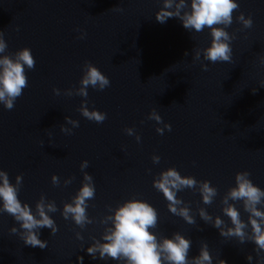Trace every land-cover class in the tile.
I'll list each match as a JSON object with an SVG mask.
<instances>
[{"label":"water","instance_id":"water-1","mask_svg":"<svg viewBox=\"0 0 264 264\" xmlns=\"http://www.w3.org/2000/svg\"><path fill=\"white\" fill-rule=\"evenodd\" d=\"M239 3L228 29L236 36L233 60L211 63L194 59L196 49L210 45L208 30L188 32L175 18L157 22L162 0H0L6 54L30 48L36 60L15 107L0 105V169L13 183L23 175L22 201L35 208L45 194L60 209L52 214L59 231L53 235L42 229L45 249L26 246L10 232L19 227L14 218L0 214V264H79V256L84 264H104L82 252L81 244L87 248L91 236L102 235L99 220L109 214V205L116 207L133 196L158 210V235L170 238L180 232L193 241L190 256L207 242L212 254L228 264H248L247 256L255 257L253 243L221 237L198 214L196 225L171 214L163 194L153 187L154 179L170 167L210 180L219 193L212 205H204L192 189L178 196L194 212L206 207L213 216H223L222 198L235 186L238 172H250L254 184L264 189V0ZM241 12L252 16L251 29L236 22ZM77 29L87 37L79 39ZM89 61L111 80L104 91L88 89L89 109L108 114L102 124L79 112L85 98L64 94L80 86ZM153 109L172 125L171 131L157 133L163 124L148 119ZM65 117L80 122L71 135L61 131L62 126L72 127ZM126 128H134L142 141L127 135ZM153 155L161 157L159 164L153 163ZM85 160L97 189L88 213L97 222L82 230L61 212L82 185L80 165ZM53 175L60 177L59 187L52 184ZM69 178L72 183L64 186ZM76 232L84 242L76 239Z\"/></svg>","mask_w":264,"mask_h":264},{"label":"clouds","instance_id":"clouds-1","mask_svg":"<svg viewBox=\"0 0 264 264\" xmlns=\"http://www.w3.org/2000/svg\"><path fill=\"white\" fill-rule=\"evenodd\" d=\"M239 9V0H162L155 17L161 24L170 18L178 19L188 32L200 33L207 29L211 38L210 45L196 49L194 59L211 63H230L233 60L232 41L236 36L228 29L234 23V12ZM235 20L243 25V29H251L254 24L252 16L246 17L243 12L235 17ZM77 31L81 32L79 39L87 37L86 32L80 29ZM7 52L5 34L0 31V105L12 110L17 99L28 87L27 71L35 68L36 60L30 48H23L12 54H6ZM261 63H264V59ZM202 68L208 71V64L203 63ZM82 71L80 86L68 89L64 94L85 98L78 109L79 112L89 121L102 124L108 114L95 109L94 106L93 110L89 109L88 89L91 87L104 91L111 86V80L90 61L85 62ZM54 92L57 96L61 95L58 88L54 89ZM148 119L163 124V127L156 129L160 135L164 134L165 129L172 130V125L165 124L155 109ZM65 121L72 126H62L61 131L65 134L71 135L73 129L80 127V122L71 117H65ZM125 132L129 136H135L137 143L142 141L134 128H126ZM152 160L154 164H159L161 157L153 155ZM89 166L87 160L81 163L82 185L71 202L64 203L61 212L64 220L74 222L82 230L97 222L88 213L89 207H94L89 202L95 200L97 191L94 177L86 171ZM250 177L251 173L248 171L236 174L235 186L226 192L221 201L223 216H213L206 207H199L197 212H194L191 204L178 196L186 189H192L200 194L204 205H212L219 193L210 180H197L194 176L182 175L175 167H170L154 179L153 187L163 194L171 214L182 218L188 225L197 224L198 214L202 221L217 229L221 237L237 239L240 244L253 243L256 246V255L247 256L248 264H264V189L254 184ZM73 179L64 180V186L70 185ZM23 180V175H17L13 183L9 173L0 169V214L7 213L14 218L19 227H12L10 232L18 234L26 246L45 249L48 242L41 239L42 229H49L53 235L59 231L52 214L60 209L57 203L49 200L45 194H41L35 208L22 201L20 192ZM52 184L59 187L60 177L53 175ZM108 213L99 220L104 226L102 235L99 238L91 236V244L87 248L81 244V251H86L92 260H100L104 264H109L110 261H116L117 264H228L220 255L212 254L207 242L201 244L198 255L190 256L193 241L184 234L175 232L170 238L158 235L155 229L159 223V212L142 198L133 196L116 207L109 205ZM244 213L247 214L246 220L243 218ZM223 217L229 220L226 221ZM76 239L81 242L85 240L81 232H76ZM78 261L79 264H84V256H79Z\"/></svg>","mask_w":264,"mask_h":264}]
</instances>
